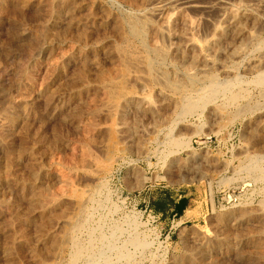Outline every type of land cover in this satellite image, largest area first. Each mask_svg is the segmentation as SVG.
I'll list each match as a JSON object with an SVG mask.
<instances>
[{
	"label": "rangeland",
	"instance_id": "374dc122",
	"mask_svg": "<svg viewBox=\"0 0 264 264\" xmlns=\"http://www.w3.org/2000/svg\"><path fill=\"white\" fill-rule=\"evenodd\" d=\"M64 1L8 0V11L0 13V140L6 141L0 146V264H74L73 245L61 242L64 226L59 221L73 213L77 195L88 185L98 191L87 203L84 225L75 234L83 248L88 246L76 264H196L211 256L220 264H264V179L259 168L252 170L264 167V87H255L256 73L249 69L254 60L264 64L257 41L250 43L248 33L227 36L222 50L208 56H214L215 67L190 70L199 77L212 71L222 82L239 74L249 95L238 104L220 95L182 122L166 112L175 95L161 100L157 91L162 87L157 85L146 90L152 93V111L131 110L124 116L129 123L125 127L121 115L106 110V85L122 72L113 47L119 39L118 23L133 11L130 0ZM243 1L260 12L259 19L245 20L247 31L254 29L257 39L264 40V2ZM185 13L199 24L194 39L206 42L218 23V8L191 7ZM184 40L176 35L165 43L178 46ZM241 43L245 58L232 69L230 53ZM198 53L185 52L189 69ZM172 56L181 59L180 54ZM166 63L165 71L179 70L176 74L182 75V67ZM125 84L142 91L133 80ZM205 85L200 81L188 92L196 95ZM239 106L246 111L239 113ZM8 123L12 128L6 133ZM189 136L191 148L170 145V137L184 141ZM11 176L28 180L36 176L40 199ZM184 193L195 200L205 198L196 220L191 212L175 215L171 202ZM257 232L256 240L240 244V252L228 251L229 245Z\"/></svg>",
	"mask_w": 264,
	"mask_h": 264
},
{
	"label": "bare ground",
	"instance_id": "6f19581e",
	"mask_svg": "<svg viewBox=\"0 0 264 264\" xmlns=\"http://www.w3.org/2000/svg\"><path fill=\"white\" fill-rule=\"evenodd\" d=\"M8 0H0V13L3 14L7 10L6 2ZM22 3H27L28 0H21ZM30 1V0H29ZM52 1V0H51ZM57 2L58 0H54ZM60 1V0H59ZM62 1V0H61ZM64 1V0H63ZM140 1V2H139ZM255 1V0H253ZM139 2V5L137 3ZM243 0H206L205 2L201 0H130V4L133 7V11H131V14H129L125 20L121 21L118 23L119 25V39L118 42L115 44L114 51L119 57V62L122 68V72L119 73V76L117 77L116 80L114 78L110 80V85L113 86L110 88L109 84L106 85L108 86L107 91V112L108 114H119L121 115L123 121L121 122V125H124L125 127L129 125L127 122V117L126 120L124 121V116H127V114L131 110H151L153 103V98H151V94L147 93L146 90L149 91V88H155L157 85H160L162 88L158 90L157 94L161 98V100L164 98L166 100V96L169 95H175V98L172 100L170 103L168 112L170 116L172 114L173 117L177 118V120H184L185 116L187 114H192L194 112H197L198 110L206 107V105L210 102H214L215 99H217L218 96L223 95L225 101L229 103H235L239 101L241 98L244 99L247 95H249L248 90L246 91L244 87V82L240 78L239 74L233 73V77L231 79L228 78V80L225 79L224 82L220 81L219 76L212 72V71H206L203 75V77L197 76V72L194 74L192 71L193 68L196 69H202L208 66H212L216 64L214 56L213 58H209V55H212L211 51H214L215 53H218L219 51L222 50V39L226 38L227 36L230 35H235V36H240V37H246L248 33L249 37L248 41L250 43H254V41H257V49H259L262 53H264V40H258L257 36L252 33L256 32L252 31L251 32L247 31V28L244 25L245 20H248L252 18L253 20L259 19V14L258 10H254V8H249L247 5L243 3ZM264 2V0H261L260 3ZM65 3V1H64ZM258 3V2H257ZM254 3V4H257ZM28 4V3H27ZM52 4V3H50ZM179 4V8L173 9V5ZM252 4V3H251ZM264 4V3H263ZM65 5V4H64ZM67 5V4H66ZM249 5V4H248ZM262 5V4H261ZM178 6V5H177ZM256 6V5H255ZM38 7V6H37ZM63 7V6H62ZM191 7H199V8H218L219 11V19L218 23L216 22L213 30L210 33V38L206 42H199L198 39H194V34L198 32L199 29V24L191 20L186 16V9L191 8ZM254 7V6H253ZM260 7V6H259ZM258 7V8H259ZM61 8V7H60ZM171 8L173 10H171ZM175 8V7H174ZM55 10V8H53ZM62 9V8H61ZM65 10V9H64ZM171 10V11H170ZM185 10V11H184ZM22 11V10H21ZM58 11V10H57ZM55 12V11H54ZM62 12V10L60 11ZM21 13V12H20ZM59 13V12H58ZM64 13V12H63ZM130 13V12H129ZM260 13V12H259ZM61 14V13H60ZM158 15L160 17L159 21H154L152 15ZM18 15V14H17ZM56 15V13H55ZM189 15V14H188ZM53 16V14H52ZM62 17V16H61ZM60 17V18H61ZM196 17V16H195ZM264 18V16H262ZM53 18V17H52ZM59 18V17H58ZM80 18V17H79ZM47 19V18H46ZM50 19V18H49ZM120 19V18H119ZM200 20V19H199ZM261 20V18H260ZM258 20V21H260ZM263 20V19H262ZM254 22V21H253ZM249 23V22H248ZM255 23V22H254ZM83 29V28H82ZM114 29V28H113ZM87 32V31H86ZM50 33V32H49ZM78 34V33H77ZM200 34V33H199ZM50 35V34H49ZM179 35L185 40L183 41L182 44L178 46H168L165 43V40H169L173 38L174 36ZM186 36L188 38H186ZM191 36V37H189ZM201 36V35H200ZM47 37V36H46ZM208 38V36H207ZM244 39V38H243ZM114 40V39H113ZM201 40V39H200ZM239 40V39H238ZM242 40V39H241ZM202 41V40H201ZM44 42V41H43ZM167 42V41H166ZM245 43V40H244ZM256 43V42H255ZM242 44V43H241ZM36 45V44H35ZM174 45V44H173ZM254 45V44H252ZM44 45H41L38 49H42ZM87 46V45H86ZM245 45H237L232 51L231 55L229 56V62H230V67L232 69H235L238 64H240L245 56ZM107 47V46H106ZM254 47V46H253ZM84 48V47H83ZM33 49V48H32ZM86 49V48H85ZM256 49V50H257ZM35 50V49H34ZM82 50V49H81ZM189 50H196L199 51L200 53L199 56L197 57H192L191 59V67L192 69H189L190 64L187 65V61L185 58V52ZM255 50V49H254ZM255 50V51H256ZM172 53L180 54L181 59H172ZM208 54V55H207ZM214 54V53H213ZM177 57V56H176ZM212 57V56H211ZM80 58V57H79ZM174 58V57H173ZM216 58V55H215ZM259 58V57H258ZM189 60V59H187ZM217 60V58H216ZM246 60V59H245ZM259 60V59H258ZM252 61V60H251ZM170 62L172 65H179L182 67V75H177L176 72L178 71L181 73L179 70L172 72H167L163 69V66L165 63ZM166 63V64H167ZM263 63V62H262ZM259 61H253V63H250L249 69L254 71L256 73L253 83L256 85L255 87H264V64H262ZM1 64V63H0ZM170 64V65H171ZM118 65V64H117ZM171 65V66H172ZM187 65V66H186ZM189 66V67H188ZM229 66V65H227ZM176 67V66H175ZM215 67V66H212ZM109 68V67H108ZM53 69V68H52ZM200 69V70H201ZM86 70V69H85ZM198 70V72L200 71ZM210 70V68H209ZM230 70V69H229ZM196 71V70H195ZM204 71V70H203ZM221 71V70H220ZM231 71V70H230ZM229 71V72H230ZM228 72V73H229ZM82 73V72H81ZM201 73V71H200ZM232 73V72H231ZM100 74V73H99ZM105 74V73H104ZM108 74V73H107ZM98 75V74H97ZM85 76V75H84ZM112 76V75H111ZM110 76V77H111ZM108 79V78H107ZM104 80V79H102ZM134 81L136 83H139L142 91L137 92L135 90H132L131 88L128 89L127 86H125L127 81ZM99 81V79H98ZM105 81V80H104ZM103 81V83H104ZM109 81V80H108ZM107 81V82H108ZM200 81H204L206 83L205 86L202 88H198L196 90V95H193L194 93L188 92V89H192L193 86H195L197 83ZM102 82V81H101ZM248 82V81H247ZM251 82V83H252ZM250 83V82H248ZM107 84V83H106ZM246 84V83H245ZM253 84V85H254ZM105 85V84H104ZM136 85V84H135ZM248 85V84H246ZM245 85V86H246ZM251 85V84H250ZM252 85V86H253ZM118 89L115 90V87ZM199 86V85H198ZM197 86V87H198ZM149 87V88H148ZM67 88V87H66ZM105 88V87H104ZM248 88V86H247ZM254 88V87H253ZM56 89V88H55ZM151 90V89H150ZM153 91V90H151ZM195 89L193 90V92ZM97 92V90H96ZM150 92V91H149ZM33 93V92H32ZM106 95V94H105ZM173 95V96H174ZM192 95V96H191ZM263 97V96H262ZM94 98V97H93ZM170 96L168 97L169 100ZM250 98V97H249ZM95 99V98H94ZM242 99V100H243ZM247 99V98H246ZM167 100V101H168ZM102 101V100H101ZM106 102V100H105ZM155 102V101H154ZM162 102V101H161ZM97 103V102H96ZM247 103V102H246ZM224 104V103H223ZM238 104V102H237ZM257 104V103H256ZM160 105V104H159ZM219 105V104H218ZM245 105V104H244ZM247 105V104H246ZM245 105V106H246ZM252 105V104H251ZM96 106V105H95ZM217 106V105H216ZM215 106V107H216ZM222 106V105H221ZM224 106V105H223ZM156 107V106H155ZM159 107V106H158ZM163 107V105H162ZM239 113L245 112L246 109H242L241 106ZM238 107V108H239ZM84 108V107H83ZM253 108V107H252ZM260 108V107H259ZM156 109V108H155ZM164 109V108H163ZM102 110V109H101ZM152 111V110H151ZM157 111V110H156ZM236 111V110H235ZM154 112V111H153ZM201 112V111H200ZM220 112V111H219ZM222 112V111H221ZM238 113V114H239ZM241 115V114H240ZM74 116V115H73ZM161 117V116H160ZM166 117V116H165ZM236 117V115H235ZM238 117V115H237ZM135 118V117H134ZM216 118V117H215ZM231 119V118H230ZM234 119V118H232ZM236 119V118H235ZM162 120V119H161ZM167 120V119H165ZM169 120H171L169 118ZM175 121V120H174ZM130 122V121H129ZM165 122V121H164ZM163 122V123H164ZM169 122V121H167ZM166 122V123H167ZM176 122V121H175ZM183 122V121H182ZM227 122V121H226ZM9 124V123H8ZM94 125V124H93ZM7 126V127H6ZM3 129L4 132L8 133L12 125H6ZM116 126V125H115ZM124 126H122L124 128ZM135 126V125H134ZM105 127V126H104ZM112 127V126H111ZM120 127V125H119ZM117 127V128H119ZM130 126L129 128H131ZM170 127V126H169ZM128 128V129H129ZM127 129V130H128ZM250 129V128H249ZM106 130V129H105ZM132 131V130H131ZM13 132V131H12ZM128 133V132H127ZM108 134V133H107ZM118 135V134H117ZM128 135V134H127ZM10 136V135H9ZM82 140V139H81ZM80 140V141H81ZM20 141V140H19ZM125 141V140H124ZM170 145L171 143L177 146V148L182 147V148H191V141L192 137L189 136L187 140H181L177 139L174 137L169 138ZM5 139L0 140V146H5ZM172 146V145H171ZM173 147V146H172ZM13 148V147H12ZM263 148V147H262ZM85 150V149H84ZM4 151V150H3ZM8 151V150H7ZM81 152V151H80ZM35 154V153H34ZM11 155V154H10ZM9 155V159H10ZM37 155V154H36ZM82 155V154H81ZM92 155V154H91ZM23 157V156H22ZM257 157V155H256ZM264 157V155H263ZM262 157V158H263ZM13 158V156H12ZM261 158V159H262ZM39 159V158H38ZM255 160L254 163L259 161ZM11 160V159H10ZM110 160V158H109ZM112 160V159H111ZM12 161V160H11ZM96 161V160H95ZM107 161V160H106ZM251 161V162H253ZM80 162V161H79ZM111 162V161H110ZM106 163V162H105ZM6 164V163H5ZM248 164V163H247ZM255 164V165H256ZM8 165V164H7ZM113 165V164H112ZM253 165V164H252ZM262 165V164H261ZM6 166V165H5ZM96 166V165H95ZM98 166V165H97ZM254 166V165H253ZM101 167V166H100ZM247 167V166H246ZM255 167V168H254ZM254 169L259 168V172L261 175L260 178L264 179V167L261 166H254ZM1 168V167H0ZM36 168V167H35ZM42 168V167H41ZM251 169V168H250ZM249 169V170H250ZM1 170V169H0ZM246 170V169H245ZM248 170V171H249ZM8 171V170H7ZM20 172V171H19ZM38 172V171H37ZM40 172V171H39ZM46 172V171H45ZM2 173V171H1ZM5 173V172H4ZM23 173V172H22ZM38 174V173H37ZM36 174V175H37ZM3 175V174H2ZM34 175V174H32ZM39 175V174H38ZM258 175V173H257ZM9 177V176H8ZM14 177V176H13ZM11 176V178H13ZM22 177V176H21ZM32 177V176H31ZM29 177L30 179H23L14 177L13 180H15L23 190H32L33 195L36 197L37 200L40 199L41 192L36 189V186L38 185L36 183V176L35 177ZM105 177V176H104ZM1 178V176H0ZM256 178V177H255ZM258 178V177H257ZM256 178V179H257ZM259 179V178H258ZM40 180V179H39ZM63 182V181H62ZM72 183V182H71ZM70 183V188L71 187ZM37 184V185H36ZM47 184V183H46ZM68 184V183H67ZM65 185V184H64ZM73 186V185H72ZM86 186V185H85ZM103 186V185H102ZM66 188V187H65ZM82 192L80 195H77L75 199V209L73 213L61 219L60 225L64 226L63 229V235H62V243H68L70 242L73 245V253H71L72 261L74 264L77 263V260L82 256L83 249H86L85 247L83 248L82 245H80L79 241L76 239L77 236H75L76 231L80 229L82 226V215L86 210L87 203L89 202L90 199H92V196L96 190V187L94 189L93 185H88L85 188H82ZM98 189V188H97ZM98 191V190H96ZM30 192V191H29ZM58 192V191H57ZM56 192V193H57ZM60 192V191H59ZM64 192V191H63ZM252 192V191H251ZM97 193V192H96ZM32 194V193H31ZM46 194V193H45ZM79 194V193H78ZM61 195V194H60ZM66 195V194H65ZM213 195V194H212ZM46 196V197H51ZM31 197H33L31 195ZM55 197V196H54ZM60 197V196H59ZM67 197V196H66ZM213 197V196H212ZM44 198V197H43ZM59 200V199H58ZM94 200V199H93ZM36 201V200H35ZM91 201V200H90ZM8 203V202H7ZM214 203V202H213ZM99 205V204H98ZM263 206V205H262ZM4 207V206H3ZM14 207V206H13ZM42 208V207H41ZM264 208V206H263ZM262 208V209H263ZM69 209V208H68ZM12 210V209H11ZM264 210V209H263ZM18 211V210H17ZM68 211V210H67ZM88 211V210H87ZM254 213V212H253ZM16 214V213H15ZM87 214V213H85ZM237 214V213H236ZM18 215V214H17ZM89 215V214H88ZM228 215V214H227ZM233 215V214H232ZM239 216V214H237ZM19 216V215H18ZM230 216V215H229ZM14 217V216H13ZM84 217V216H83ZM86 217V216H85ZM84 217V218H85ZM233 217V216H232ZM236 217V216H235ZM18 220V217H14ZM33 218V217H32ZM89 218V217H88ZM228 218V217H227ZM237 218V217H236ZM21 219V217H20ZM19 219V220H20ZM100 219V218H99ZM226 219V218H225ZM231 219V218H230ZM229 220V219H228ZM238 221L237 219H234ZM234 220L232 222H234ZM16 221V220H15ZM87 221V220H86ZM223 221V220H222ZM263 221V220H262ZM231 222V223H232ZM239 222V221H238ZM245 222V220H244ZM229 223V222H228ZM242 223V222H240ZM18 224V223H17ZM223 224V223H222ZM84 225V224H83ZM245 225V224H244ZM227 226V225H225ZM241 226V225H240ZM57 227V225H56ZM248 227V225H247ZM63 228V227H62ZM228 228V226H227ZM263 228V227H262ZM224 229V228H223ZM238 229V227H237ZM241 229V228H240ZM249 229V228H248ZM250 230V229H249ZM255 231V229H253ZM252 230V231H253ZM258 230V229H257ZM232 231V230H231ZM230 231V232H231ZM241 231V230H240ZM38 232V231H37ZM41 232V231H40ZM79 232V231H78ZM227 232V231H226ZM243 232V231H242ZM20 233V232H19ZM18 233V234H19ZM228 233V232H227ZM250 233V232H249ZM252 233V232H251ZM222 234V233H221ZM233 234V232H232ZM231 234V235H232ZM77 235V234H76ZM223 235V234H222ZM227 235V234H226ZM230 235V236H231ZM236 235V234H235ZM248 235V234H247ZM40 236V235H39ZM225 236V234H224ZM258 236V232L255 234H250L249 237L244 238L243 240L239 241L235 245H229L228 243V251L229 252H234L238 253L241 251L240 244H243L244 241H252L256 240ZM20 237V236H19ZM18 237V238H19ZM232 237V236H231ZM237 237V235L235 236ZM114 238V237H111ZM134 237V242H135ZM228 238V237H227ZM226 238V239H227ZM241 238V237H240ZM79 239V238H78ZM103 239V238H102ZM105 239V238H104ZM222 239V238H221ZM225 239V237L223 238ZM233 239V238H232ZM91 240V239H90ZM130 239V243L132 242ZM138 238H136V241ZM228 240V239H227ZM234 240V239H233ZM57 241V240H56ZM236 241V240H235ZM238 241V240H237ZM17 242V241H16ZM133 242V243H134ZM138 242V241H137ZM144 242V241H143ZM15 243V242H14ZM139 243V242H138ZM142 244V242H140ZM139 243V244H140ZM215 243H217L215 241ZM223 243V242H222ZM227 243V241H226ZM233 243V242H232ZM88 244V243H87ZM126 244V243H125ZM128 244V243H127ZM136 244V243H135ZM137 244L138 246H140ZM145 244V242H144ZM15 245V244H14ZM62 245V244H61ZM70 245V244H68ZM92 245V243H91ZM90 245V247H91ZM147 245V244H145ZM222 245V244H221ZM224 245V244H223ZM226 245V244H225ZM246 245V244H245ZM66 246V245H65ZM121 246V245H120ZM202 246V245H201ZM210 246H212L210 244ZM64 247V246H63ZM70 247H72L70 245ZM145 247V246H144ZM213 247V246H212ZM225 247V246H224ZM37 248V247H36ZM143 249V246H141ZM202 248H205L203 246ZM88 249V248H87ZM91 249V248H90ZM207 249V248H206ZM210 249V248H209ZM225 249V248H224ZM245 249V248H244ZM247 249V247H246ZM4 250V249H3ZM10 250V249H9ZM102 250V249H101ZM221 250V249H220ZM262 250V248H261ZM122 251V250H121ZM200 251H202L200 249ZM248 251V250H247ZM205 252V251H204ZM212 252V251H211ZM215 252V251H214ZM86 253V252H85ZM94 253V252H93ZM119 253V250H118ZM200 253V252H199ZM198 253V254H199ZM203 253V251L201 252ZM90 254V252H89ZM95 254V253H94ZM197 254V255H198ZM216 254V253H215ZM257 254V253H256ZM104 255V254H103ZM121 255V252L120 254ZM196 255V256H197ZM200 255V254H199ZM264 255V254H263ZM262 257L264 258V256ZM43 256V255H42ZM93 256V254L91 255ZM124 256V255H123ZM194 256V255H193ZM192 256V257H193ZM202 256V254H201ZM207 256V255H206ZM211 256V254H210ZM261 256V254H260ZM89 257V256H88ZM87 257V259H88ZM127 257V256H126ZM199 257V256H198ZM36 258V257H35ZM129 258V257H128ZM200 258V257H199ZM202 258V257H201ZM206 258V257H203ZM202 258V259H203ZM70 259V258H69ZM95 259V258H94ZM99 259V258H98ZM96 259V260H98ZM189 259V258H188ZM196 259V258H195ZM198 259V258H197ZM91 260V259H90ZM100 260V259H99ZM190 260V259H189ZM200 260V259H199ZM12 261V260H11ZM70 261V260H69ZM70 261V262H72ZM76 261V262H75ZM127 261V260H126ZM188 261V260H187ZM193 261V260H191ZM198 261V260H197ZM201 261V260H200ZM196 262V264H220V259L211 256V258H208V260L203 262ZM104 262V261H103ZM184 262V261H183ZM92 263V262H91ZM100 263V262H99ZM129 263V262H128ZM185 263V262H184ZM189 263V262H188ZM194 263V262H193ZM72 264V263H70ZM97 264V262H95Z\"/></svg>",
	"mask_w": 264,
	"mask_h": 264
},
{
	"label": "crops",
	"instance_id": "0c3cea01",
	"mask_svg": "<svg viewBox=\"0 0 264 264\" xmlns=\"http://www.w3.org/2000/svg\"><path fill=\"white\" fill-rule=\"evenodd\" d=\"M190 193H184L181 194L180 197L176 200L177 202L180 201V199H182L180 201V203L178 204L179 206V216L183 217L186 216L189 212H191L192 218H194V220H196L198 218V216L202 215V208L204 207V203H205V198L202 196L201 200H195L191 197H189ZM198 203L197 205L195 204ZM175 215H178L177 212H175Z\"/></svg>",
	"mask_w": 264,
	"mask_h": 264
},
{
	"label": "trees",
	"instance_id": "16d2710c",
	"mask_svg": "<svg viewBox=\"0 0 264 264\" xmlns=\"http://www.w3.org/2000/svg\"><path fill=\"white\" fill-rule=\"evenodd\" d=\"M182 199H184V198H182ZM182 199H180V201H181ZM180 201H179V202H177V201L171 202V203L174 204V210L178 213V215L180 214L179 211H178V209H179L178 204L180 203ZM155 206H156V205H155ZM157 208H158V207H157ZM159 208L162 209V207H159Z\"/></svg>",
	"mask_w": 264,
	"mask_h": 264
}]
</instances>
